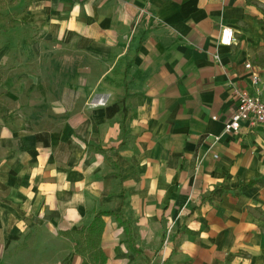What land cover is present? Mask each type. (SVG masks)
Instances as JSON below:
<instances>
[{"label": "crops", "instance_id": "crops-1", "mask_svg": "<svg viewBox=\"0 0 264 264\" xmlns=\"http://www.w3.org/2000/svg\"><path fill=\"white\" fill-rule=\"evenodd\" d=\"M18 4L0 31V264H100L78 233L105 211L104 264H264V126L224 133L255 72L264 98V0Z\"/></svg>", "mask_w": 264, "mask_h": 264}, {"label": "built area", "instance_id": "built-area-1", "mask_svg": "<svg viewBox=\"0 0 264 264\" xmlns=\"http://www.w3.org/2000/svg\"><path fill=\"white\" fill-rule=\"evenodd\" d=\"M234 31L229 27H222L218 44L223 47H231L235 41ZM246 68L250 69L247 64ZM252 85L255 92L250 93L247 90L234 88V96L237 102L236 109L230 118L224 124V133L235 134L239 132L242 124H248L251 127L264 126V98L258 89L260 77L255 72L251 76ZM216 119V117H213ZM173 223H171L164 233L166 244L171 236Z\"/></svg>", "mask_w": 264, "mask_h": 264}, {"label": "trees", "instance_id": "trees-1", "mask_svg": "<svg viewBox=\"0 0 264 264\" xmlns=\"http://www.w3.org/2000/svg\"><path fill=\"white\" fill-rule=\"evenodd\" d=\"M16 0H10L9 3H13ZM26 6H29L32 3V0H23ZM264 17V15H263ZM0 26L1 30L9 31L13 29L17 24L18 21L16 17L12 14H2L0 13ZM109 212H100L95 215L92 222L87 226L81 229L78 233L79 238L78 241L83 244L84 249L90 252V255L96 259L100 260V264H104V259L101 255V251L99 249V240L103 230V221L102 216L109 215ZM73 232L66 233L65 236H70Z\"/></svg>", "mask_w": 264, "mask_h": 264}, {"label": "rangeland", "instance_id": "rangeland-1", "mask_svg": "<svg viewBox=\"0 0 264 264\" xmlns=\"http://www.w3.org/2000/svg\"><path fill=\"white\" fill-rule=\"evenodd\" d=\"M9 1L10 0H0V13H3V14L12 13L13 16L17 17L18 14L21 12L20 5L18 4L19 0H16L13 3H9ZM21 3H22V7H24L25 3L23 2V0H21ZM1 25L2 24H0V26ZM0 31H1V28H0ZM259 36L262 39V44L264 47V22L261 24Z\"/></svg>", "mask_w": 264, "mask_h": 264}]
</instances>
